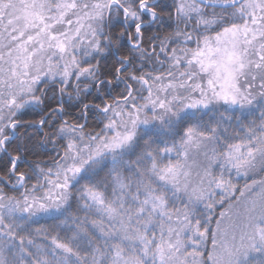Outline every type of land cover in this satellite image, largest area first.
<instances>
[{
	"label": "snow or ice",
	"instance_id": "snow-or-ice-1",
	"mask_svg": "<svg viewBox=\"0 0 264 264\" xmlns=\"http://www.w3.org/2000/svg\"><path fill=\"white\" fill-rule=\"evenodd\" d=\"M0 264H264V0H0Z\"/></svg>",
	"mask_w": 264,
	"mask_h": 264
}]
</instances>
